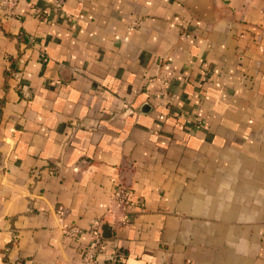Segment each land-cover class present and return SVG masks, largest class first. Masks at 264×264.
I'll return each instance as SVG.
<instances>
[{
    "label": "crops",
    "instance_id": "0c3cea01",
    "mask_svg": "<svg viewBox=\"0 0 264 264\" xmlns=\"http://www.w3.org/2000/svg\"><path fill=\"white\" fill-rule=\"evenodd\" d=\"M95 224L102 264H264V0L0 5V264Z\"/></svg>",
    "mask_w": 264,
    "mask_h": 264
},
{
    "label": "built area",
    "instance_id": "2783aa9c",
    "mask_svg": "<svg viewBox=\"0 0 264 264\" xmlns=\"http://www.w3.org/2000/svg\"><path fill=\"white\" fill-rule=\"evenodd\" d=\"M18 1L19 0H0V5L4 8L6 14H12V9ZM112 200L125 210L133 203L129 191L120 182L116 183L114 186ZM58 211H61V208H58ZM96 224L89 231L90 241L82 251L83 264H102L99 258L103 254L106 242L101 236L99 226ZM62 229L64 236L70 238L76 237L81 233L79 228L73 225L65 226ZM111 260H114V257Z\"/></svg>",
    "mask_w": 264,
    "mask_h": 264
},
{
    "label": "water",
    "instance_id": "95a60500",
    "mask_svg": "<svg viewBox=\"0 0 264 264\" xmlns=\"http://www.w3.org/2000/svg\"><path fill=\"white\" fill-rule=\"evenodd\" d=\"M103 239L107 240L110 237V234H102L101 235Z\"/></svg>",
    "mask_w": 264,
    "mask_h": 264
}]
</instances>
